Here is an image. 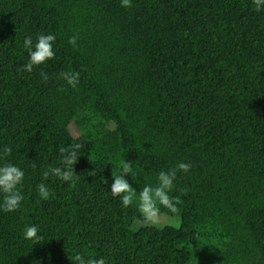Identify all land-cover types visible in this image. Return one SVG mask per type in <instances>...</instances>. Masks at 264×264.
I'll return each instance as SVG.
<instances>
[{
	"label": "trees",
	"instance_id": "trees-1",
	"mask_svg": "<svg viewBox=\"0 0 264 264\" xmlns=\"http://www.w3.org/2000/svg\"><path fill=\"white\" fill-rule=\"evenodd\" d=\"M40 34L56 36L54 60L19 71L24 38ZM69 70L75 89L58 79ZM76 144L75 183L45 180L60 149ZM2 160L25 178L21 207L0 212V264H72L77 253L108 264H264V11L252 0H133L130 9L0 0ZM123 160L134 163L125 178L136 191L192 164L170 193L179 212L161 214L179 227L134 230L145 221L136 204L106 194ZM33 224L37 244L22 235Z\"/></svg>",
	"mask_w": 264,
	"mask_h": 264
},
{
	"label": "clouds",
	"instance_id": "clouds-1",
	"mask_svg": "<svg viewBox=\"0 0 264 264\" xmlns=\"http://www.w3.org/2000/svg\"><path fill=\"white\" fill-rule=\"evenodd\" d=\"M255 11H264V0H252ZM120 6L130 9L133 6V0H120ZM56 36L53 34H40L33 41L32 36H26L23 40V49L27 52L26 63L21 66L19 71L32 73L34 68L54 60L56 52L54 43ZM77 36L69 38L68 43L76 46ZM42 82L47 83L49 75L41 71ZM58 79L65 82L72 89L77 88L80 80L79 73L76 71H63L59 73ZM80 145L76 144L73 148H61L59 151V166H51L42 173L45 180L55 177L64 184L75 183L77 175L74 174V165L82 155L79 152ZM11 148H6L5 152L10 154ZM192 168L190 162H180L175 168L167 171L161 170L156 177V184H145L142 190L136 191L125 178L131 176L134 172V163L123 160L122 167L117 169L115 176L112 174V184L110 190L106 193L111 198H118L120 205L127 208L134 203L142 218L149 223H155L162 210L166 209L170 213H178V197L170 195L174 190V182L177 179V173L188 174ZM25 178V171L16 164L7 160L0 162V212L14 213L17 211L24 200L21 191V185ZM37 192L40 199L47 201L52 195L48 185L41 182L37 185ZM23 238L37 244L42 237L39 235L37 225H27L22 232ZM72 264H108L105 257L86 258L77 253L74 255Z\"/></svg>",
	"mask_w": 264,
	"mask_h": 264
},
{
	"label": "rangeland",
	"instance_id": "rangeland-1",
	"mask_svg": "<svg viewBox=\"0 0 264 264\" xmlns=\"http://www.w3.org/2000/svg\"><path fill=\"white\" fill-rule=\"evenodd\" d=\"M70 133L74 138H77L79 136V133L77 131V129L75 128L74 125H70L69 127ZM145 224H150L149 222H138L136 223L133 228L134 230L144 226ZM152 224H158V225H168V226H173V227H179L180 225V221L179 219L175 218V217H168V216H164V215H160V217L158 218V220L155 223Z\"/></svg>",
	"mask_w": 264,
	"mask_h": 264
}]
</instances>
